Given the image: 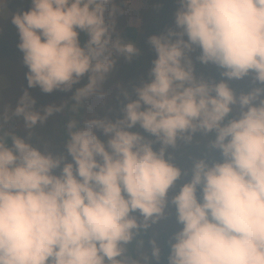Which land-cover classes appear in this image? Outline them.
I'll return each mask as SVG.
<instances>
[{
	"label": "clouds",
	"instance_id": "9594fccd",
	"mask_svg": "<svg viewBox=\"0 0 264 264\" xmlns=\"http://www.w3.org/2000/svg\"><path fill=\"white\" fill-rule=\"evenodd\" d=\"M30 3L11 17L27 85L69 90L87 74L71 96L74 110L103 95L116 56L139 52L117 34L116 0ZM177 4L175 26L148 38L150 79L134 87L135 98L123 91L121 116L68 120L67 155L31 142V130L61 104L37 110L25 89L0 112V264H151L137 236L169 204L181 227L167 264H264V0ZM195 48L226 79L198 77ZM246 76L253 86L237 94L227 81ZM12 117L26 135L5 131ZM197 133H214L219 159L194 158L182 170L167 149ZM182 175L189 178L177 187ZM149 244L158 261L156 240Z\"/></svg>",
	"mask_w": 264,
	"mask_h": 264
},
{
	"label": "rangeland",
	"instance_id": "374dc122",
	"mask_svg": "<svg viewBox=\"0 0 264 264\" xmlns=\"http://www.w3.org/2000/svg\"><path fill=\"white\" fill-rule=\"evenodd\" d=\"M10 7H13L14 13H16L21 10H27L31 7V3L30 0H5V3L0 6L1 19L8 21L12 17L13 10ZM115 7L118 9L115 16L117 33L126 25L137 27L138 34L135 46L138 48L139 52L131 59H126L123 56L115 57L113 69L102 88L103 95L91 97L74 110V102L71 100V96L77 87L86 83L87 74L69 90L54 89L52 92L46 93L38 86L28 87L25 76L27 67L23 62L18 63L17 66L14 65L15 63L13 62H8L5 69L0 71V112L7 114L9 107L14 108L12 104L8 103L9 98L14 96L15 99H18L25 89H27L29 94L35 99L34 108L37 110H42L44 106L50 104H61L63 106L61 112H53L43 124L38 123L34 129L31 130V142L34 145L42 148H50L54 153L64 152L65 155H67L63 142L67 138L65 124L68 120L75 119L83 121L94 115L98 117L107 116L110 119H115L122 115L120 109L125 102L123 91L129 93V98H135L134 87L150 79L149 71L156 53L149 43L148 38L153 34H160L167 28L175 26L174 14L178 7L177 0H116ZM0 27H3L0 33V44H4L5 42L1 39L4 37L7 41V33L4 25L0 24ZM16 35L12 37L14 39L15 37L19 38L18 32H16ZM79 38L83 44L87 39L86 33L80 32ZM198 54L199 48H195L189 53L193 59L194 72L198 77L203 76L206 79L215 81L226 79L221 76L222 69L218 68L216 65L211 63L201 64L196 59ZM3 56L6 58L9 57L8 59L10 60L11 55L6 51L3 52ZM21 65H23L24 68L22 70L20 69ZM7 69H14L11 71H14V77L20 82L19 89L21 94L17 92L15 87H11L13 85L11 79L6 74ZM227 82L237 94L241 91H247L253 86L251 76H246L240 80H228ZM4 127L6 132L16 133L21 136L26 135L27 132L22 118L18 117L9 119ZM132 130L139 131L145 136H149L139 125L134 126ZM97 135L102 140L106 139L100 130H97ZM213 136L214 133L207 134V137L197 133L191 143L178 140L176 147H169L166 154H171L175 163H177L182 170H189L194 158L204 156L209 159V161L212 159H219L218 151L212 149L209 144V140L213 138ZM10 142L9 139V143ZM153 147L158 148V143L154 144ZM68 159H71V157L69 156ZM188 178V175H182L181 180L177 181V187ZM172 191L173 190H170V195ZM165 212V217L162 220L150 224L147 228L148 237L146 239L137 238L143 242L141 250L148 255L151 264H167V260H165L169 252L167 244L169 245V239L172 233L181 227V225L176 222L173 205L169 204ZM150 239H155L160 248V258L158 261L151 258Z\"/></svg>",
	"mask_w": 264,
	"mask_h": 264
},
{
	"label": "trees",
	"instance_id": "16d2710c",
	"mask_svg": "<svg viewBox=\"0 0 264 264\" xmlns=\"http://www.w3.org/2000/svg\"><path fill=\"white\" fill-rule=\"evenodd\" d=\"M10 8H12V10H13V7H10ZM14 12L15 11L13 10V14H14ZM0 24L4 25V28L6 29V33H7V41L3 37V39H1V40L4 41L5 43L0 44V71H1V70L5 69V66L8 64V62H13V63H15L14 65L17 66L18 63H22L23 61H22V52L17 47L19 38L15 37V39H14L12 37V36L16 35V32H18L16 26L14 24H12L11 18L8 21H5V20L0 18ZM1 29H3V27H0V33H1ZM117 34L124 41H131V42H134V44H135L136 39H137L138 30H137V27H135L133 25H126ZM4 51H6L7 53H9L11 55L10 60L8 59L9 57L6 58L3 56ZM20 69L21 70L24 69L23 65H21ZM11 70H14V69H7L6 70V74L11 79V83L13 85L11 87H13V88L15 87L17 92L19 94H21L20 89H19L20 82L14 77V75H13L14 71H11ZM17 101H18V99H15L13 96V97L9 98V102L8 101L7 102L12 104L15 107L16 106L15 104L17 103ZM147 237H148V229L141 230L137 236L138 239H140V238L146 239ZM168 247H169V245L167 244V248ZM164 249H165V247H164ZM130 250L133 251V254H135L134 249H130ZM165 260H167V256L165 257Z\"/></svg>",
	"mask_w": 264,
	"mask_h": 264
}]
</instances>
